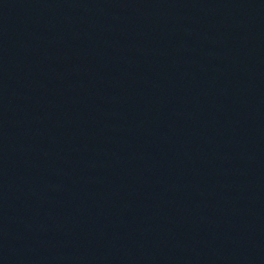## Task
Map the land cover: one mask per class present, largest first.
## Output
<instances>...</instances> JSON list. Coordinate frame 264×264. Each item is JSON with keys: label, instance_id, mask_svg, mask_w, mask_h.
Returning a JSON list of instances; mask_svg holds the SVG:
<instances>
[{"label": "water", "instance_id": "obj_1", "mask_svg": "<svg viewBox=\"0 0 264 264\" xmlns=\"http://www.w3.org/2000/svg\"><path fill=\"white\" fill-rule=\"evenodd\" d=\"M0 78L45 264H264V0H0Z\"/></svg>", "mask_w": 264, "mask_h": 264}]
</instances>
